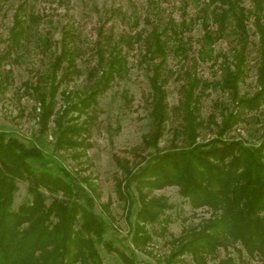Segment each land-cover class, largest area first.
I'll return each instance as SVG.
<instances>
[{"label": "trees", "instance_id": "16d2710c", "mask_svg": "<svg viewBox=\"0 0 264 264\" xmlns=\"http://www.w3.org/2000/svg\"><path fill=\"white\" fill-rule=\"evenodd\" d=\"M27 2L22 0L13 13L3 40L5 48L0 51V66L9 58H18L25 45ZM151 3L158 8L155 0ZM190 4L196 8L193 17L177 23L171 16L163 27L156 24L147 36H136L144 41V57L152 66L149 84L154 127L143 141L152 150L146 155L135 152L134 161H117L123 174L117 185L118 198L130 221L136 249L147 252L155 233L166 238L168 252L150 264H264V131L260 143L253 146L242 139L224 138L245 121L247 113L264 104V0H250L249 6L243 0H183L184 9ZM196 23L203 34L194 51L193 38L185 31ZM68 34L62 38L55 64L39 75L34 90L39 106L38 136L42 138L53 123V151L48 153L43 146L27 144L0 130V264H102L99 246L116 253L122 264H137L132 254L105 239L106 220L94 212L97 190L81 175V159L91 147L84 135L88 128L68 118L70 111L84 112L94 96L108 89L125 68L124 58L111 49L108 68L99 65L92 93L77 101L64 94L66 105L56 110L57 72L65 61V75L75 71ZM221 40L227 42V50L216 49ZM253 45L257 89L242 93ZM170 53L185 63L180 72L169 69ZM208 62L217 67L219 78L198 75L197 67ZM171 76L183 81L181 100L175 107L180 121L172 127L171 146L161 149L159 142L172 115L166 89ZM210 88L219 89L228 101L212 103L218 113H211L209 121L217 127V135L199 141L205 126L202 98L210 95ZM64 156L75 163L74 168L63 163ZM19 182L28 183L29 197L15 210ZM167 187H176L194 211L207 208L210 216L194 226H183L179 235L170 232L171 218L166 212L174 206L166 197L152 195ZM102 209L113 219L110 202L102 204Z\"/></svg>", "mask_w": 264, "mask_h": 264}, {"label": "rangeland", "instance_id": "374dc122", "mask_svg": "<svg viewBox=\"0 0 264 264\" xmlns=\"http://www.w3.org/2000/svg\"><path fill=\"white\" fill-rule=\"evenodd\" d=\"M22 0H0V51L5 48L3 42L8 36L13 13ZM28 0L23 19L29 29L26 42L19 51L18 58L12 57L0 66V130L9 132L27 144L36 143L46 152L53 151V123L50 130L41 138L38 136V103L35 99V87L39 75L45 73L56 62L62 49V38L67 35L69 46L74 49L73 73L65 75V61L57 72L59 89L56 110L66 105L65 95L73 101L92 93L100 75V67L108 68V54L111 49L118 51L124 58L125 68L121 75L111 81L107 90L98 93L95 101L84 112L70 111L68 118L87 126L84 134L91 147L86 149L80 167L82 176L90 179L98 193L94 212L106 220L105 239L132 254L137 264L154 263L168 252L166 238L155 233L147 252L136 249L131 242L130 221L125 216L123 204L118 198L117 185L123 174L118 160L134 161V153L146 155L150 150L143 143L150 135L154 123L151 115L150 84L151 62L144 57L146 45L137 39V34L147 36L156 24L165 25L173 16L178 22L195 15L196 8L190 4L183 7V0ZM249 6L250 0H243ZM251 39L255 40L250 24ZM203 34L202 27L196 23L185 31L193 38L194 51L198 49L197 39ZM130 41V42H129ZM218 50H227L225 40L215 45ZM249 56L248 75L241 83V91L253 93L256 84V59L254 45ZM182 64L178 57L170 53L169 69L180 72ZM199 76L209 80L220 77L217 67L211 62L197 67ZM182 80L171 76L166 84L171 118L167 130L159 142L161 149H167L172 143V127L179 124L180 118L175 107L181 100ZM209 96L202 98L201 116L205 126L200 129L199 141L209 140L217 135V127L209 121V115L218 110L213 107L215 100L228 101V97L219 89L210 88ZM218 121L220 116L217 117ZM264 131V104L257 111L245 115V121L225 134L224 138L242 139L247 145H258ZM182 141L179 139L178 144ZM68 168H74L69 157H61ZM77 162V161H76ZM13 208L16 210L29 194L28 183L19 182ZM155 196H164L174 207L166 212L171 218L169 231L179 235L183 226H194L202 218L210 216L207 208L194 211L179 194L176 187H167L152 192ZM110 202L113 219L102 209V204ZM132 221L134 218L132 217ZM158 227V226H156ZM102 264H122L116 253H110L99 246ZM223 255V251L221 252ZM189 260L190 257L186 256Z\"/></svg>", "mask_w": 264, "mask_h": 264}]
</instances>
